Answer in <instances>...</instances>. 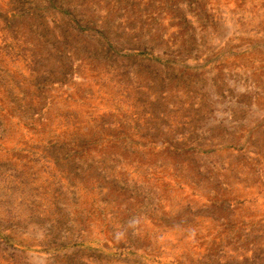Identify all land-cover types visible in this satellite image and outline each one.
Here are the masks:
<instances>
[{
  "label": "rangeland",
  "instance_id": "obj_1",
  "mask_svg": "<svg viewBox=\"0 0 264 264\" xmlns=\"http://www.w3.org/2000/svg\"><path fill=\"white\" fill-rule=\"evenodd\" d=\"M259 5L0 0V264H264Z\"/></svg>",
  "mask_w": 264,
  "mask_h": 264
},
{
  "label": "crops",
  "instance_id": "obj_2",
  "mask_svg": "<svg viewBox=\"0 0 264 264\" xmlns=\"http://www.w3.org/2000/svg\"><path fill=\"white\" fill-rule=\"evenodd\" d=\"M251 4L254 7H259L260 6L259 4L264 5V0H251Z\"/></svg>",
  "mask_w": 264,
  "mask_h": 264
}]
</instances>
